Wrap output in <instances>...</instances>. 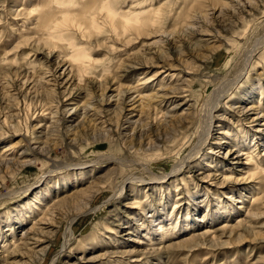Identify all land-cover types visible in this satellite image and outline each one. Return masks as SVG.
Masks as SVG:
<instances>
[{
    "label": "rangeland",
    "instance_id": "374dc122",
    "mask_svg": "<svg viewBox=\"0 0 264 264\" xmlns=\"http://www.w3.org/2000/svg\"><path fill=\"white\" fill-rule=\"evenodd\" d=\"M46 2L0 0V264H264V0H112L147 24L63 37Z\"/></svg>",
    "mask_w": 264,
    "mask_h": 264
},
{
    "label": "bare ground",
    "instance_id": "6f19581e",
    "mask_svg": "<svg viewBox=\"0 0 264 264\" xmlns=\"http://www.w3.org/2000/svg\"><path fill=\"white\" fill-rule=\"evenodd\" d=\"M49 4V6H47V11L46 13L43 15V16H47V19L48 21L50 20V22H46L47 24V27L48 30L50 31L51 35L53 37H58V36H62V33L60 29L64 28H69V27H72L73 28H76V29H79L81 30L82 29V23H84L85 21H81L80 19V16L82 15H87L89 14V18H90V21L92 23L91 26H94V27H97V22H96V15L101 12V11H107L108 13V18L111 22V24L115 27H117V23H120L122 22L123 23V28L124 30H127L131 27H134L136 28V25H137V28H142L145 26L146 23V17H143L144 16V12L145 11H141L138 13H133L132 15L129 14H124L122 15L121 12L117 11L115 8H114V5L112 3V0H86V3L85 4H82L81 6H78V8L76 9V5L78 4V0H47V2ZM55 6V5H58L59 7V12L61 13L62 12V17L61 18H58L57 20H52V17L51 15H53V12H52V6ZM46 7H43V9H45ZM35 12L39 11L38 13H40L41 11V7H37L35 8ZM99 11V12H98ZM125 11H123L124 13ZM43 13V12H42ZM41 13V14H42ZM59 13V14H60ZM146 14V13H145ZM57 15V14H55ZM41 16V15H40ZM143 17V18H142ZM51 18V19H50ZM85 18V16H84ZM83 20V19H82ZM86 20V19H85ZM45 21V20H44ZM152 23L154 24L156 21L154 20H151ZM87 24H90V23H86V26ZM45 25V24H44ZM46 28V27H45ZM91 29V28H90ZM93 29V28H92ZM71 30V29H70ZM85 30H88V29H85ZM48 33V32H47ZM49 33V34H50ZM60 37L58 38V40L60 39ZM63 37V36H62ZM64 38L60 39L63 40ZM66 41V40H65ZM70 46L72 47V50H71V64H72V67L71 69L73 68V66L79 68V70L83 71L85 68L88 67L87 65V62H89V54L87 52V48L85 46H83L81 43H75V42H71L70 43ZM75 67V69H76ZM109 69V68H108ZM107 69V70H108ZM160 72L157 71L155 72L152 76L150 77H147L145 78L144 80H142L139 84L142 85V84H146L148 81H150L151 79H153V76L155 77V75H159ZM53 78V77H52ZM52 80V79H50ZM56 82L55 85H58V86H62L63 85V82L62 81L61 83L58 82V80L54 79ZM49 81V79L47 80ZM68 82V81H67ZM65 85V84H64ZM56 87V86H55ZM143 89H145V87H140V86H137L135 92L137 93V96H135L133 98V102L131 103L132 107L131 109L132 112H129V113H126L124 117H126V119L128 118V114H132L134 115V112L133 111H136V109L138 108V106H140V108L142 109L145 105V100L148 98V96L146 94H143ZM66 90V89H65ZM64 90V92H65ZM161 92L158 93V97H160L161 99L163 98H168L169 95H168V90L167 89H162L160 90ZM159 92V91H158ZM263 92V89L261 88V93ZM223 93V92H222ZM72 93L69 94V96L71 95ZM225 94V93H224ZM71 97V96H70ZM136 103H138L137 105H135ZM143 104V106H142ZM50 107V106H49ZM89 107V106H88ZM216 107V104L215 105H212L210 108H208V113L205 117V125H204V128L202 129V132L200 133V142H204V139L205 141L207 140V135L209 134V131H210V128H211V125H212V111L213 109ZM49 110V108H47ZM51 109V107H50ZM141 111V110H140ZM142 112V111H141ZM143 114V113H142ZM206 114V113H205ZM171 118V117H170ZM254 119H257V117H254ZM104 121V120H103ZM105 122V121H104ZM41 125V124H40ZM230 134V133H229ZM222 138H225V137H222ZM220 140H222L220 138ZM240 144H237L236 146H238ZM252 147H250L251 149ZM196 150H199V149H193L191 150V152L189 153L188 157L191 156V154H193ZM235 151H238L237 149H234V152ZM233 152V153H234ZM196 153V152H195ZM239 154H245V153H239ZM3 156V155H2ZM240 156V155H239ZM237 155V158L239 157ZM6 157V156H5ZM236 158V159H237ZM4 159V158H3ZM248 159V158H247ZM253 159V156H250L249 160ZM186 160H183L181 161L180 163H178L174 169L173 172H177L179 171L181 168H182V165L183 163H185ZM214 166H210V169H212ZM258 169V166L257 164H255V167H254V172L252 174L251 177L255 176V175H258L259 174V170ZM261 173V172H260ZM213 175V173H210L208 175V177H211ZM216 175V174H215ZM224 178L226 179H230L228 176H225ZM228 181V180H227ZM223 183V182H221ZM125 188V185L121 186L120 188V193H118V195H121L122 194V191L124 190ZM44 192H46L44 190ZM37 193V192H36ZM42 193V192H41ZM255 197V196H254ZM36 198V197H35ZM47 200V195L46 194H43L42 195V198H39L38 199V203H44V201ZM245 200V199H244ZM258 199H255V201L257 202ZM134 203H136L137 205L135 207H138L139 205H141L143 202L142 201H137V200H134ZM31 204V203H29ZM50 209V208H49ZM48 210H46L47 212ZM35 223V222H34ZM67 231L69 232V236L67 235L64 243H63V247L67 246L69 240H70V234H71V229H70V226H68L67 228ZM35 232V224L32 225L30 227L29 230H27V232L22 234V236H20V238L16 241L12 240L11 241V245L13 246V250H14V253L15 252H22L23 254L24 253H27L26 251L28 250H35L36 249V246L35 245V237L34 236H31L30 238L28 237L29 234ZM209 234V230L205 231L204 233H202V235H207ZM37 244V243H36ZM29 252V251H28ZM138 252H141L142 255L145 254L146 252H143V251H140L138 250ZM56 260V259H55ZM55 260L51 263V264H54L55 263Z\"/></svg>",
    "mask_w": 264,
    "mask_h": 264
}]
</instances>
